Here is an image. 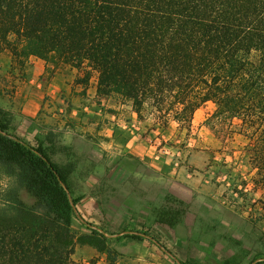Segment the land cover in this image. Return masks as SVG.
<instances>
[{"label":"trees","instance_id":"16d2710c","mask_svg":"<svg viewBox=\"0 0 264 264\" xmlns=\"http://www.w3.org/2000/svg\"><path fill=\"white\" fill-rule=\"evenodd\" d=\"M2 51L21 66L35 56L75 68L84 88L95 73L97 95L129 101L138 117L149 106L163 127L189 128L214 103L208 119L247 138L264 192V0H0ZM10 117L0 107V169L11 179L0 191V264H82L76 242L102 250L104 240L75 238L65 174L12 137Z\"/></svg>","mask_w":264,"mask_h":264},{"label":"crops","instance_id":"0c3cea01","mask_svg":"<svg viewBox=\"0 0 264 264\" xmlns=\"http://www.w3.org/2000/svg\"><path fill=\"white\" fill-rule=\"evenodd\" d=\"M37 112L26 114L27 119L34 120ZM97 135L102 137L95 140ZM157 135L151 129L129 135L66 132L60 152L49 153L65 174L75 238L97 234L104 240L102 250L77 241L73 255L100 264L264 260V253L253 248V227L246 216L220 198H199L197 176L174 166L168 151L157 147ZM167 135L159 132L161 139Z\"/></svg>","mask_w":264,"mask_h":264},{"label":"rangeland","instance_id":"374dc122","mask_svg":"<svg viewBox=\"0 0 264 264\" xmlns=\"http://www.w3.org/2000/svg\"><path fill=\"white\" fill-rule=\"evenodd\" d=\"M77 73L68 65L52 69L51 63L35 56L21 66L11 60L7 51L0 52V107L11 112L8 132L12 137L30 147L41 146L50 158L51 151L60 152V141L66 132L129 135L145 134L150 129L158 131L157 147L168 151L175 167L183 166L197 176L199 198H220L223 205L244 214L253 227L254 250L264 253V192L251 180L256 171L245 149L248 140L208 119L215 110L214 103L201 105L194 112L189 128L173 119L163 127L149 106L138 117L129 101L97 95L95 73L86 88L75 85ZM36 110L34 120L27 119L26 114ZM163 130L168 132L166 140L159 138ZM99 136L102 137L97 135L95 140ZM10 182L1 168L0 191ZM18 197L27 205L35 200L23 187L18 189ZM73 258L82 264H100L96 258L84 262L81 253H75Z\"/></svg>","mask_w":264,"mask_h":264}]
</instances>
